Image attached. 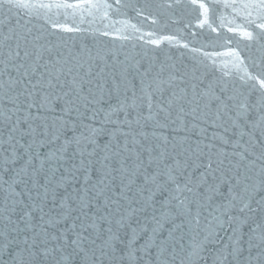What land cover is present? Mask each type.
Masks as SVG:
<instances>
[{
    "label": "water",
    "instance_id": "obj_1",
    "mask_svg": "<svg viewBox=\"0 0 264 264\" xmlns=\"http://www.w3.org/2000/svg\"><path fill=\"white\" fill-rule=\"evenodd\" d=\"M32 2L55 4L79 0ZM199 2L100 0L110 6L91 11L63 7L25 9L0 4V142H9L15 135L16 139L24 137L21 143H33L32 137L26 135L27 125L22 123L28 116L25 90L32 91V85L37 83L46 88L51 81L59 85L51 89L55 94L70 93L73 99L79 94L78 103L87 116L83 123L103 127L109 137L101 141V146L110 143L124 149L127 145L118 159L128 157L127 166L133 172L139 165L140 179L136 180L134 191L143 187L145 172L159 173L165 168L161 161L170 166L176 161L181 165L191 161L206 164L209 157L216 160L224 155L227 160L216 171L215 178L209 177V183L219 186L226 195L225 190L235 186L236 179H242L236 176L233 166H240L243 174L249 171L245 168L249 165L252 182L258 185L264 177L261 171L264 164L257 161L264 151V126L250 129L246 125L264 113V90L256 80L248 79L249 76L264 79V33L245 19L247 13L240 7L244 0H236L235 7L227 8L226 0H203L209 6L208 20L203 24ZM230 28L234 31H229ZM244 30L253 32L254 39L244 38L240 34ZM153 40H159V46L151 43ZM17 96L19 99L15 100ZM114 112H119L111 115L115 123L105 119ZM249 113L252 120L241 119ZM13 125L17 129L14 134L9 130ZM86 131L81 126L74 134ZM33 147V154L49 151L39 144ZM245 148L251 155L241 164ZM141 160L143 164H139ZM22 163L11 165L10 157H4L0 148V175L8 180V184L0 187V230L13 234L25 228L18 215L29 211L30 197L36 195L35 191L29 192L30 183L27 186L14 183L11 168H19ZM35 163L39 168L40 161ZM196 164L186 169L194 186L202 182L205 171L203 167L197 169ZM5 167H9L7 173L3 171ZM115 175L119 185L121 174ZM149 187L156 190L157 185ZM261 197L264 192L256 200ZM131 199L141 201L133 205L136 209L151 204L146 211L135 213L141 226L147 227L146 232L142 227L137 230V247L144 255L147 244L151 253L133 264H218V259H223L219 254L228 256L231 251L228 245L237 239L240 244L236 247L242 248L243 254L228 256L223 264H264L262 229L257 227L264 225V207L255 202L253 208L257 210L241 217L247 226L237 222L235 229L223 231L213 220L223 211L219 208L223 196L210 205L205 202L202 208L193 206L192 216L200 213L199 225L189 222L192 216L178 218L183 210L166 206L168 198L158 190L155 195L149 191L142 196L131 195ZM9 218L17 224L10 223ZM209 220L212 224L207 223ZM248 226L257 231L251 232ZM136 227L133 223L132 228ZM125 232L131 234V228L122 230L121 235ZM206 236L210 239L205 240ZM192 237L207 245L202 254L204 259L186 256ZM24 238L25 232L20 231L21 245ZM0 264H11L6 254Z\"/></svg>",
    "mask_w": 264,
    "mask_h": 264
},
{
    "label": "snow or ice",
    "instance_id": "obj_2",
    "mask_svg": "<svg viewBox=\"0 0 264 264\" xmlns=\"http://www.w3.org/2000/svg\"><path fill=\"white\" fill-rule=\"evenodd\" d=\"M197 2L198 0H192L193 4ZM4 3L25 9L63 7L74 11H91L110 6L106 3L101 4L100 0H79L77 3L55 4L33 3L32 0H0V4ZM235 6L236 0H230V2L226 0L224 3L226 8ZM198 7L203 10L202 24L207 23L209 6L200 0ZM240 7L246 11L245 19L248 23L254 24L264 33V0H244ZM253 13H255L254 17ZM249 17L253 18L248 19ZM63 30L72 31L70 28ZM229 31H234V29L230 28ZM240 34L248 40L254 39L251 31L244 30ZM151 43L159 46L160 41L153 40ZM248 79L256 80L260 88L264 90V79L252 76ZM54 87H59V85H53L49 81L46 88L37 83L32 85V91L25 90L28 116L22 123L27 125L26 135L32 137L33 143H27V141L21 143L24 137L16 139L15 135L11 136L9 142H0L3 156L10 157L11 165L23 161L19 168H11V171L15 173V185L23 183L27 186L30 183L29 192L35 191L36 193L34 197H30L32 202L27 205L29 211L18 215L19 223H23L25 228L18 230L15 234L12 231L0 230V259L5 254L11 264H119L123 261L133 264L136 259H144V255H150L151 248L145 244L144 255H141L142 249L137 247L139 237L136 233L142 226L135 213L138 210L146 211V207H150L151 204L146 203L145 207L136 209L133 205L141 201L131 199V195L142 196L149 191L155 195V191L158 190L168 198L166 206L182 209L183 214L178 217L182 220L184 215L192 216L194 205L202 208L205 202L210 205L211 202L223 196L219 206L223 211L221 215L213 217L216 227L223 231L235 229L237 222H242L247 226V221L241 220V217L257 210L253 208V202L258 207H264L262 204L264 197L256 200V196L264 192V177L260 179L258 185L253 183L249 174L251 167L249 165H245L249 171L243 174L240 166H233L236 168V176H242V179H236L235 186H229L225 190L226 195L219 186L209 183V177L215 178L216 171L224 165L227 160L226 155L216 160L209 157L206 164H196L195 161H191V163L186 162L181 165L180 161H176L174 166H170L167 161H161L165 168L159 173L145 172L143 187L134 191L133 186L136 180L140 179L141 169L137 165L133 172L127 166L128 157L118 159L121 151L127 149V145L124 149H119L118 145L110 143H104L101 146V141L109 140V137L105 134L103 127L97 128L83 123L87 116L81 111V105L78 103L81 99L79 94L77 93L75 99L70 93L58 95L51 91ZM38 88L43 91H36ZM18 99L17 96L15 100ZM33 110L35 115H33ZM122 111L123 109L120 108L119 112ZM245 111L247 112V109ZM119 112L111 113L105 119L111 121V115H119ZM92 119L95 120V117L93 116ZM241 119L252 120V117L249 113L247 117L242 116ZM111 122L115 123V121ZM81 126L87 131L75 135L74 133ZM262 126H264V113L246 125L250 129ZM9 130L14 134L17 129L13 125ZM243 135L241 133L242 138ZM62 136L63 141H61ZM34 144H39L40 148H47L49 151L33 154ZM250 155L251 153L245 148L240 156V163L243 164L245 157ZM137 159L139 160V157ZM37 160L40 161L39 168L36 167L35 161ZM257 161L264 164V151L257 157ZM5 163H8L7 159ZM139 164H143V161H139ZM191 164H196L197 169L203 167L205 170L202 182L195 186L191 178L187 177L186 172ZM3 171L7 173L9 167H5ZM261 171L264 172V169ZM117 173L121 174L119 185L116 184L115 174ZM3 184H8V180L0 175V187ZM152 184L157 185L156 190L149 187ZM13 194H15V189H13ZM7 198L6 196L5 200ZM125 201L127 204L124 203ZM90 213L94 214L90 215ZM199 215L200 213L197 212L189 222L199 225ZM209 215L212 214L209 213ZM153 219L158 218L153 217ZM9 222L17 224V221L11 218ZM212 222V220L207 221L208 224ZM133 223L137 225L136 228H132ZM225 224L228 225L227 229ZM248 227L251 232L257 231V228ZM257 227L262 229L260 240L264 243V225H257ZM129 228H131V234L125 232L121 235L122 230ZM20 231L25 232L22 245L18 242ZM142 231L146 232L147 227L143 226ZM233 234L235 235V231ZM216 235H220L219 231ZM208 239L210 237L206 236L205 240ZM239 244L240 239H237L233 244L228 245L231 248L228 256L235 258L243 254V249L236 247ZM189 248L190 251L186 253L188 259L192 257L204 259L202 254L207 251L206 244L192 237ZM219 255L223 259H218V264H223V260L228 259V256H224L223 252Z\"/></svg>",
    "mask_w": 264,
    "mask_h": 264
}]
</instances>
